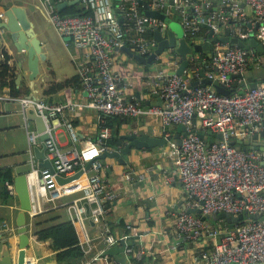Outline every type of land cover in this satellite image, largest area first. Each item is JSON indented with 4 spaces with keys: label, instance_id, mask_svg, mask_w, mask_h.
<instances>
[{
    "label": "built area",
    "instance_id": "obj_1",
    "mask_svg": "<svg viewBox=\"0 0 264 264\" xmlns=\"http://www.w3.org/2000/svg\"><path fill=\"white\" fill-rule=\"evenodd\" d=\"M64 1L70 0H42L41 4L48 22L57 33L66 41L70 37L74 47L87 51L86 59L77 62L87 102L78 104L68 100L65 104H48L28 96L19 101L23 113L33 108L44 121L47 139L42 146L56 174L70 176L76 170L85 168L87 161L91 162L89 170L93 174L85 170L82 182L59 184L48 168L32 167L31 174L37 181L36 185H32V191L34 189L36 194L51 203L71 194H81L67 202L65 207L69 221L76 227L83 255L92 249L86 228L88 220L98 223L107 245H114L119 240L110 232L107 206L117 200L118 193L103 180L100 159V155L109 148L108 143L114 133L106 118L156 117L168 140L171 138L168 129L182 125L186 135L181 133V144L170 141L177 177L187 194L186 208L174 213L176 232L183 243L203 239L216 241L211 249H198L191 264H264V151L238 149L230 144L231 140H243L251 133L264 134V82L257 83L255 88L246 85L230 95L219 94L210 85L191 87L189 82L206 78L230 90L235 87L236 75L246 72L257 55L238 45L216 42L210 55L201 56L199 52H194L188 58L189 66L184 71L187 79L164 69L139 76V79L151 80L158 89L161 105H144L135 97L128 99L125 95L128 83L122 82L127 79L113 68V56L121 51L123 45L140 56H149L158 42L148 33L158 30L163 38H167L170 17L174 13L180 20L183 37L192 46L199 43L197 40L205 25L207 32L212 31L213 35L225 30L243 41L253 34L264 39V0H218L219 6L215 10H211L213 0L147 2L149 10L165 15L163 20L146 15L142 8L143 0H79L78 3L87 12L82 15L60 14L57 4ZM247 9L251 12L250 16ZM3 17L1 13L0 18ZM245 24L249 25L246 31L242 28ZM241 80L238 79L239 82ZM82 106L98 112V134L79 150L76 147V128L70 119L62 115L66 112L65 108L75 113ZM195 119L201 121L203 130L220 133V142L208 143L201 139L195 128ZM25 127L28 152L33 157V148L41 145L39 133L37 129L30 128L27 118ZM61 128L67 131L71 140L67 149L62 148L57 138ZM133 175L134 171L129 169L123 177L129 180ZM138 177L143 179L144 176L138 174ZM7 190L11 195L16 194L13 183L7 186ZM189 208L201 209L203 216L227 212L232 215L260 214L261 218L248 219L234 224L232 228H228L226 223L224 227H216L189 213ZM37 214L33 202L28 215L32 218ZM144 253L143 250L135 252L132 245L126 244V256L133 255L142 261Z\"/></svg>",
    "mask_w": 264,
    "mask_h": 264
},
{
    "label": "crops",
    "instance_id": "obj_2",
    "mask_svg": "<svg viewBox=\"0 0 264 264\" xmlns=\"http://www.w3.org/2000/svg\"><path fill=\"white\" fill-rule=\"evenodd\" d=\"M143 1L151 2V0ZM41 3L42 0H0V14L3 13L4 15L11 8H19L25 11L26 19L30 21V24H33L35 33L32 32V28L29 32H32L33 36H37L40 41L41 52L45 55V59H41L39 62V73L33 80L34 82H32L24 51H18L12 41L8 39L6 31L0 29V34L6 36L3 43L0 41V52L3 57H7L10 67L15 68V71H17L16 78L19 73L22 74L20 84H17L15 79L16 86L29 90L27 95L14 96L11 94L9 87H0V169L11 168L13 180L16 175L29 171L30 164L31 168L41 169L34 151L36 147L33 148V157L28 152L27 130L25 127L26 118L31 129L36 130V125L28 117L27 113L22 112L19 99L34 95L33 97L46 101L48 104H65L68 100L78 104H85L87 102L86 92L80 82L77 66V62L86 59L87 51L74 47L69 40L66 41L57 33L48 22ZM211 3V10L218 8V0H213ZM77 5L81 7L79 3ZM142 8L144 9L143 6ZM57 10L59 12L60 9L57 8ZM247 12L250 16L251 12L249 9H247ZM170 18L171 21L180 23L176 13ZM1 19H5V16ZM203 28H205V31H203ZM242 28L246 31L249 29V25L245 24ZM207 29L208 27H202L201 35L197 40L199 43L195 44L205 43V37L208 38L207 41L211 42V38H209L210 32L208 33ZM148 35L154 36V32H149ZM223 35L234 37L225 30L221 31L217 36ZM252 37L264 45V39L255 34L248 39ZM29 41L31 40L28 39L27 44H29ZM247 50H251L257 55L251 61L248 71L253 72L252 78L254 82H264V63H262L264 55L253 47ZM168 51L167 54H164V52L157 59V62L151 66L139 63L122 50L114 54L113 68L115 72L123 75L128 80V82H126L127 80H122L123 83H128L125 90V95L128 99L135 97L144 105L157 101L159 95L158 89L153 85L151 80L144 77L139 79V76L145 73L157 72L160 69L167 70L168 72L176 69L181 59L172 49ZM199 53L201 56H207L206 52ZM73 77L77 79V82L62 86L56 89L54 93L45 94V91L52 85L63 83L64 80ZM259 77L262 79L259 80ZM239 85L240 82L238 79H235L234 86L237 88ZM64 111L66 112L63 113L62 117L70 119L75 126L78 134L76 147L81 150L89 141L95 139L98 134V112L85 106L78 108L75 113L69 112L67 108ZM3 117L5 119H2ZM31 121L34 122V127H32ZM109 123L112 130H114L112 138L119 141L117 144L109 146L107 149L109 152L115 150L121 151L128 144L129 141L123 139L125 135L135 134L136 137H139L145 134L152 138H166L164 128L156 117L142 116L130 118L115 116L111 118ZM168 131L171 134V140L169 139L166 144L154 148L136 149L133 147L128 152V158L125 163H121L118 158L108 155L104 159L100 158L103 164V180L113 186L118 193L117 200L107 206V215L110 232L119 241L114 245H107L104 242V237L98 223L88 220L86 228L91 238V251L74 259L59 262L60 264H119L122 254L125 255L126 244L132 245L135 252L140 250L145 252L142 261H139L133 255L127 256L126 264H142L143 262H153L154 264H191L193 255L198 249H211L214 247L215 240L203 239L199 242L183 243L178 238L174 213L186 208L187 194L177 177L174 154L170 143L172 141L176 144L177 126L171 127ZM260 133H251L243 140L247 142V145L251 149L258 147L261 151H264V139L260 137ZM57 138L63 149H67L70 146L71 140L64 128L58 130ZM41 147L42 143L39 148ZM28 161L30 164H28ZM129 169L134 171V175L132 179L127 180L123 175ZM91 172L89 170V173ZM138 174H142L144 176L143 179H140ZM29 180L28 178V183L30 184ZM83 180L84 176L82 175L80 179L75 181L82 182ZM9 184L12 183H6L0 179V250L4 237L15 259L18 257L19 252L17 248L19 239L16 231L19 199L16 194L11 195L5 192ZM31 193L32 198L34 197V207L38 211V214L32 218L27 214L30 243L26 256L37 264L55 258L56 252L53 250L50 240H38L35 234V230L37 229L36 223L49 220L44 224L52 225L69 221L65 204L76 197H80L81 194L79 192L71 194L55 203H51L45 201L40 194H36L34 189L33 191L31 190ZM211 220L212 222H209ZM204 221L211 226H225V222L222 220L208 218ZM6 222L9 224L7 225ZM129 225L131 228H128ZM123 243L125 245L124 252L115 251V248H121ZM110 249H112V252L108 253L107 251Z\"/></svg>",
    "mask_w": 264,
    "mask_h": 264
},
{
    "label": "water",
    "instance_id": "obj_3",
    "mask_svg": "<svg viewBox=\"0 0 264 264\" xmlns=\"http://www.w3.org/2000/svg\"><path fill=\"white\" fill-rule=\"evenodd\" d=\"M79 0H70L68 2L64 1L57 5L58 9H62L67 5H75L78 3ZM144 7V13L151 17H156L160 19H165V15L159 11H152L148 9V5L146 1H141ZM5 19L0 20V29L6 31V35L8 39L12 41L18 51H24V56L27 59V64L30 70V78L32 82L35 77L39 73V62L41 59H45V55L41 52V45L40 41L37 36H33L32 32H34L33 24H30V21L26 19L25 11L19 8H11L8 9L7 12L4 14ZM170 29H168L167 38H163L158 30L154 32V36L158 42L156 49L147 57L140 56L137 53H134L130 50L129 47L123 45L120 49L128 54L129 56L133 57L136 61L142 64L152 65L157 62V56H161L165 50L172 49L177 55H179L181 62L179 66L170 71V74H176L183 77V79H187V75L184 73L185 69L189 66V57L193 55L194 52H206L207 55H210L211 50L213 48V43L220 41L224 44H232L238 45L245 49H250L251 47L255 48L258 52L264 55V45L259 43L253 37L248 39L247 41H242L238 37H230L229 35L217 36L213 35L211 31L209 34L210 41H206L203 44H194L193 46L188 43V41L183 37L181 25L178 22L170 21L169 22ZM205 27H207L205 25ZM32 28V32L29 30ZM6 39V36L0 34V41L3 43ZM30 39L29 44H27V40ZM67 40H70V37H67ZM261 60V59H260ZM5 61L2 53L0 52V63ZM262 63H264V59L262 57ZM21 65V64H20ZM253 72L246 71L242 75H236V78L242 79L240 81L239 87H234L230 90L225 89L223 86L219 85L217 81H211L206 78H202L199 80H189L190 86L195 87L198 85L207 86L210 85L215 88V90L219 94L230 95L235 91H239L241 87L245 88L248 85L250 88H255L257 83L254 82L252 78ZM201 76L203 77V71H201ZM22 79V74L19 73L16 78V83L20 84ZM262 78L259 77V80ZM246 80V81H245ZM158 95V94H157ZM33 97L34 95H30ZM35 98V97H33ZM162 101L158 95L157 101L155 103H151L149 105H161ZM28 117L35 122L36 129L39 133V140L41 143L47 139V134L45 133V124L41 117L35 114L33 108H28L26 110ZM195 124L197 126L198 135L201 139L205 142L213 143V142H220L222 139V135L220 133H213L211 130H203L201 126V121L199 119H195ZM185 127L182 125L177 126L178 133L176 134V144H181V133L186 135L184 132ZM256 137V136H254ZM260 137L264 139V134L260 133ZM123 139L128 140V144L121 150V151H105L100 155V158L104 159L106 155L110 157H116L120 160L121 163H125L127 161V154L128 152L134 147L136 149L142 148H154L156 146H162L167 143V138H152L147 135H141L136 137L135 134L125 135ZM230 144L235 146L236 148L240 149H251L247 142L242 140H231ZM258 149V147H255ZM35 155L39 160L40 167L48 168L52 174L55 175V179L59 184H66L78 180L82 177L85 170L90 169L91 162L89 161L85 168L79 169L74 174L70 176H61L55 173V170L51 164V162L45 156V148L42 146L41 148L36 147L34 149ZM31 170V168H30ZM27 171L21 174H18L14 177L13 184L15 188V193L19 199V212L16 217V231L18 233V257L17 260L11 254V251L6 244V240L3 237L2 247L0 250V264H24L26 259V251L30 243L28 227H27V214L32 210L33 200H32V185L28 183V176L31 175V171ZM189 213H193L195 215H199L202 220H206L209 216H203L201 209L199 208H189ZM214 220H222L224 221L229 228H232L234 224H238L240 222H245L248 219H259L261 218L260 214H252L247 215L245 213H240L238 215H232L227 212H221L219 214H214L212 216ZM121 248H115V251H120L121 253L124 252V243ZM108 253L112 252V249L107 251ZM127 263V256L126 254H122V259L119 260V264H126ZM37 264H60L57 258L50 259L46 262H41Z\"/></svg>",
    "mask_w": 264,
    "mask_h": 264
},
{
    "label": "trees",
    "instance_id": "obj_4",
    "mask_svg": "<svg viewBox=\"0 0 264 264\" xmlns=\"http://www.w3.org/2000/svg\"><path fill=\"white\" fill-rule=\"evenodd\" d=\"M59 13L62 15H82V14H86L87 12H85V10L79 5L75 4V5H68L60 9ZM203 31H205V28H203ZM4 59L5 61L3 63H0V84H1L0 87L3 88L9 87L11 94L14 96L27 95L29 93V90L27 88L16 86L15 79H16L17 71H15V68L12 67L13 68L12 69L10 67V65L7 62L6 56H4ZM73 82H77V79L74 77L64 80L63 83L54 84L51 87H49L47 91H45V94L54 93L56 89L71 84ZM112 117L115 116H108L106 118V122L108 126H110L109 121L111 120ZM196 130L199 131L198 129ZM112 139L113 138H111V140L108 143L109 146L111 144H117L119 142L117 140L114 139L112 140ZM0 179L6 183H13L12 169L9 167L0 169ZM5 192L7 193L8 190ZM209 218L212 217L209 216ZM48 221L49 220H45L43 222H37L36 223L37 229L35 230V234L38 240L40 241L50 240L52 242V248L56 252L55 256L59 262L66 261L68 259L71 260L76 258L77 256L83 255V252L79 245V236L76 231V227L70 221H65L52 225L44 224ZM209 222H212V220Z\"/></svg>",
    "mask_w": 264,
    "mask_h": 264
},
{
    "label": "rangeland",
    "instance_id": "obj_5",
    "mask_svg": "<svg viewBox=\"0 0 264 264\" xmlns=\"http://www.w3.org/2000/svg\"><path fill=\"white\" fill-rule=\"evenodd\" d=\"M180 24V23H179ZM181 29H182V27H181ZM169 51L168 50H166L165 51V53L164 54H167ZM2 119H5L4 117L2 118ZM7 119V118H6ZM8 119H13V118H8ZM22 124H23V119H22ZM31 124H32V127H34V122L33 121H31ZM24 133L26 134V132H25V130H24ZM30 158V157H29ZM28 164H30V162L28 161ZM30 166V168H31V164L29 165ZM29 168V169H30ZM25 172V171H24ZM89 174H93V171L91 172V173H89ZM28 178L30 179L31 178V175L30 176H28ZM30 181V180H29ZM32 181V180H31ZM31 181H30V185H34L33 183H31ZM7 223V222H6ZM9 223H7V225H8ZM15 260H17V259H15Z\"/></svg>",
    "mask_w": 264,
    "mask_h": 264
},
{
    "label": "bare ground",
    "instance_id": "obj_6",
    "mask_svg": "<svg viewBox=\"0 0 264 264\" xmlns=\"http://www.w3.org/2000/svg\"><path fill=\"white\" fill-rule=\"evenodd\" d=\"M29 176H30V175H29ZM31 180H32V183H33L34 185H36L37 181H36V177H35L34 174H31ZM33 261H34V260L29 259V258H27V256H26V259H25V263H24V264H29V263H32Z\"/></svg>",
    "mask_w": 264,
    "mask_h": 264
},
{
    "label": "flooded vegetation",
    "instance_id": "obj_7",
    "mask_svg": "<svg viewBox=\"0 0 264 264\" xmlns=\"http://www.w3.org/2000/svg\"><path fill=\"white\" fill-rule=\"evenodd\" d=\"M15 259H17V257Z\"/></svg>",
    "mask_w": 264,
    "mask_h": 264
}]
</instances>
